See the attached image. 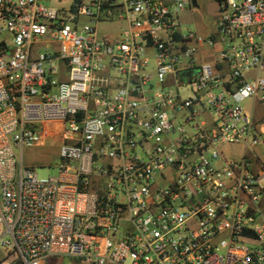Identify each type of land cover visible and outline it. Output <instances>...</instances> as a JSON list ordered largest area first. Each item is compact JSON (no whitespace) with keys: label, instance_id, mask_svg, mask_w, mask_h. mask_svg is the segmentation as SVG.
Segmentation results:
<instances>
[{"label":"built area","instance_id":"2783aa9c","mask_svg":"<svg viewBox=\"0 0 264 264\" xmlns=\"http://www.w3.org/2000/svg\"><path fill=\"white\" fill-rule=\"evenodd\" d=\"M216 2L0 0V264H264V0Z\"/></svg>","mask_w":264,"mask_h":264},{"label":"rangeland","instance_id":"374dc122","mask_svg":"<svg viewBox=\"0 0 264 264\" xmlns=\"http://www.w3.org/2000/svg\"><path fill=\"white\" fill-rule=\"evenodd\" d=\"M199 7L188 9L182 15V22L190 30H194L198 35L205 39L212 33H216V19L218 17V5L216 0H198ZM116 24L99 27V36L118 32ZM213 50L211 47L204 45L202 56L209 60L212 57ZM189 91L184 90L183 94L188 95ZM252 100H245V106L251 105ZM229 152L240 153L243 150L241 144L227 146ZM261 157L264 159V148L257 146ZM60 145L55 138L49 139L45 144L29 147L24 150V164L27 166H36L40 177L56 176L58 174V164L60 162ZM58 264H80V259L68 256H57Z\"/></svg>","mask_w":264,"mask_h":264},{"label":"water","instance_id":"95a60500","mask_svg":"<svg viewBox=\"0 0 264 264\" xmlns=\"http://www.w3.org/2000/svg\"><path fill=\"white\" fill-rule=\"evenodd\" d=\"M194 71H196V70L192 69V70H189V71H184L183 74H189V73L194 72Z\"/></svg>","mask_w":264,"mask_h":264},{"label":"crops","instance_id":"0c3cea01","mask_svg":"<svg viewBox=\"0 0 264 264\" xmlns=\"http://www.w3.org/2000/svg\"><path fill=\"white\" fill-rule=\"evenodd\" d=\"M185 12H186V11H185ZM185 12H184V13H185ZM184 13H183V14H184Z\"/></svg>","mask_w":264,"mask_h":264},{"label":"flooded vegetation","instance_id":"af4514ba","mask_svg":"<svg viewBox=\"0 0 264 264\" xmlns=\"http://www.w3.org/2000/svg\"><path fill=\"white\" fill-rule=\"evenodd\" d=\"M263 206H264V203H263Z\"/></svg>","mask_w":264,"mask_h":264}]
</instances>
